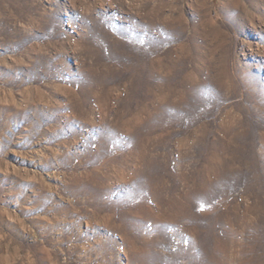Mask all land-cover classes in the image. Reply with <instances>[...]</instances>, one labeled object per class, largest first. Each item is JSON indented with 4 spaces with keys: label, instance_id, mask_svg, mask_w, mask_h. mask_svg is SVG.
I'll return each instance as SVG.
<instances>
[{
    "label": "rangeland",
    "instance_id": "rangeland-1",
    "mask_svg": "<svg viewBox=\"0 0 264 264\" xmlns=\"http://www.w3.org/2000/svg\"><path fill=\"white\" fill-rule=\"evenodd\" d=\"M0 264H264V0H0Z\"/></svg>",
    "mask_w": 264,
    "mask_h": 264
}]
</instances>
